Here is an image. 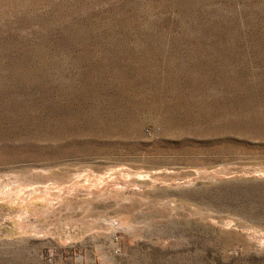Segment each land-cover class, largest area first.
Returning a JSON list of instances; mask_svg holds the SVG:
<instances>
[{"label": "rangeland", "instance_id": "obj_1", "mask_svg": "<svg viewBox=\"0 0 264 264\" xmlns=\"http://www.w3.org/2000/svg\"><path fill=\"white\" fill-rule=\"evenodd\" d=\"M0 264H264V0H0Z\"/></svg>", "mask_w": 264, "mask_h": 264}]
</instances>
